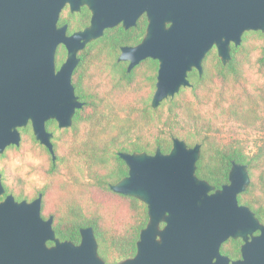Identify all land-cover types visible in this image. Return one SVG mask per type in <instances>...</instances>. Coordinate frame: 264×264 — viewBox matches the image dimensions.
<instances>
[{
  "label": "water",
  "instance_id": "water-1",
  "mask_svg": "<svg viewBox=\"0 0 264 264\" xmlns=\"http://www.w3.org/2000/svg\"><path fill=\"white\" fill-rule=\"evenodd\" d=\"M67 7L72 14L87 7L89 26L69 35L68 25H59ZM144 15L143 40L122 47L118 62L129 63L127 73L147 59L158 62L153 109L190 88L194 70L203 76L211 50L226 66L246 32L264 33V0H0V155L19 147L20 130L30 125L55 161L47 123L69 129L83 107L72 83L79 52L106 30L135 27ZM60 46L67 58L58 69ZM172 142L167 154L160 148L118 154L129 171L110 188L145 204L149 217L136 255L118 264H264V224L238 200L251 185L249 166L232 161L228 183L216 189L196 175L201 145ZM42 198L6 195L0 174V264H106L92 227L81 229L79 244L56 236L54 218L42 217ZM229 239L243 241L241 259L233 262L221 252Z\"/></svg>",
  "mask_w": 264,
  "mask_h": 264
},
{
  "label": "trees",
  "instance_id": "trees-1",
  "mask_svg": "<svg viewBox=\"0 0 264 264\" xmlns=\"http://www.w3.org/2000/svg\"><path fill=\"white\" fill-rule=\"evenodd\" d=\"M90 20L87 7L74 14L67 7L59 25H68L71 35L89 26ZM147 25L144 15L129 30L121 25L106 30L101 39L79 53L81 61L72 83L83 107L76 111L69 129H59L54 120L47 123L48 131L54 134L55 161L48 149L35 139L30 125L20 130V146H11L0 155V161L4 162L0 174L6 195H13L17 201H32L41 194L42 217L54 218L53 229L61 241L79 244L81 229L92 227L99 254L106 264H118L134 257L140 233L149 221L145 204L110 188L128 175V167L119 152L154 154L160 148L167 154L172 149L173 137L185 140L189 147L200 144L196 175L216 189L228 183L232 161L247 164L251 176L252 170L264 162L263 148L259 149V154L249 157L240 144L222 146L212 139L214 124L202 109L215 96L216 106L228 118L249 126L264 123V82L253 91L246 74V64L257 50H260L259 62L264 72V33L246 32L240 46L232 45L231 61L226 66L218 58L216 49L211 50L203 63V76L194 70L189 74L190 88H183L174 99L153 109L151 101L156 90L158 62L147 59L130 73H127V63L118 62L121 48L138 45ZM66 58L67 51L60 46L56 54L58 69ZM94 63H106L111 68V79L97 86L98 89L92 85L88 74ZM186 90L193 98L185 94ZM62 137L65 139L60 144ZM28 141L47 162L45 167H34L47 183L32 193L26 191L21 177L10 180L8 166L9 152L22 156ZM82 172L88 174L90 181L79 179ZM252 179L248 191L240 194L238 200L241 205L249 206L264 224V178L259 183L260 189L254 176ZM85 195L90 201L83 203L80 199ZM242 244L241 239H229L222 245L221 252L231 262L236 261L241 259Z\"/></svg>",
  "mask_w": 264,
  "mask_h": 264
},
{
  "label": "rangeland",
  "instance_id": "rangeland-1",
  "mask_svg": "<svg viewBox=\"0 0 264 264\" xmlns=\"http://www.w3.org/2000/svg\"><path fill=\"white\" fill-rule=\"evenodd\" d=\"M260 55V50L253 52L246 64V74L250 83L249 86L253 91L264 82V72L261 71L259 62ZM110 69L111 68L108 67L106 63H94L90 67L88 74L91 75L90 82L95 88H97V86H103L111 79ZM185 94L193 98L189 90H186ZM167 108L166 106L165 110H167ZM202 109L206 115L212 118L214 126L210 135L218 144L222 146L240 144L245 147L249 157H254L259 154L260 148H263L264 152V123H257L249 126L228 118L223 115L221 110L216 106L215 96L213 100L209 102V104L204 105ZM212 112L213 115L211 114ZM64 139L65 137H62L60 144L64 142ZM9 155L10 161L8 162V166L11 181L16 176L21 177L28 193H32L34 190L41 189L46 185L47 180L45 177L34 168L35 166L38 167L41 165L45 167L47 165L46 158L32 145L31 141L25 144L22 156L13 152H9ZM3 164L4 162L0 161V168L3 167ZM87 175L86 172H82L78 177L81 181H84L87 179ZM252 176H254L257 188L260 189L259 183L262 182V178H264V162L252 170ZM252 176L250 174L251 183L253 182ZM87 181L90 180L87 179ZM80 200L86 203L90 201V197L85 195Z\"/></svg>",
  "mask_w": 264,
  "mask_h": 264
},
{
  "label": "flooded vegetation",
  "instance_id": "flooded-vegetation-1",
  "mask_svg": "<svg viewBox=\"0 0 264 264\" xmlns=\"http://www.w3.org/2000/svg\"><path fill=\"white\" fill-rule=\"evenodd\" d=\"M93 43V42H92ZM91 44V43H90ZM234 46V45H233ZM80 53V52H79ZM121 53V52H120ZM80 58V57H79ZM125 63H127V67H128V65H129V63L128 62H125ZM224 186V185H223ZM222 188V187H221ZM220 189V188H219ZM258 234V233H257ZM243 242V241H242ZM243 245V244H242Z\"/></svg>",
  "mask_w": 264,
  "mask_h": 264
}]
</instances>
